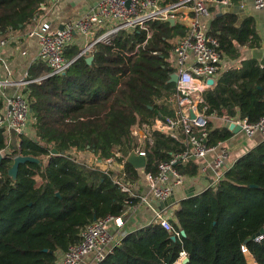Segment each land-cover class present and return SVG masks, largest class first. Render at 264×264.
Returning <instances> with one entry per match:
<instances>
[{"label": "trees", "instance_id": "1", "mask_svg": "<svg viewBox=\"0 0 264 264\" xmlns=\"http://www.w3.org/2000/svg\"><path fill=\"white\" fill-rule=\"evenodd\" d=\"M45 1L0 0V35L32 25ZM210 10V30L219 38L222 51L235 57L239 45L255 42L251 17L239 22L235 13L218 15L215 6ZM152 28V38L138 50L146 33L121 31L110 43L95 45L91 62L88 55L79 56L66 73L29 83L32 132L14 134L0 162V264H58L59 253L80 241L87 224L108 214H122L138 202L107 174L79 161L76 153L92 152L98 160L116 150L126 155L134 145L136 123L172 113L160 101L176 91V83L170 82L172 39L185 29L160 20L152 22ZM70 46L68 59L81 51L76 44ZM48 71L45 62L38 60L30 66L29 77ZM204 96L208 114H239L259 121L264 117V60H243ZM3 105L0 97V112ZM209 129L210 145L233 135L213 121ZM154 137L153 145H145V170L150 172L173 152L192 148L186 135L179 141L156 131ZM5 148L6 134L0 129V150ZM52 148L59 153L52 154ZM19 154L49 155V160L45 166L21 163L14 179L8 171ZM199 161L190 157L177 166L192 177L201 170ZM126 168L133 179L140 178L128 161ZM178 204L172 224L179 237L152 222L125 234L97 264H173L183 250L189 257L186 264H250L248 257L264 264V235L251 239L264 227V139L240 156L215 186Z\"/></svg>", "mask_w": 264, "mask_h": 264}, {"label": "built area", "instance_id": "2", "mask_svg": "<svg viewBox=\"0 0 264 264\" xmlns=\"http://www.w3.org/2000/svg\"><path fill=\"white\" fill-rule=\"evenodd\" d=\"M46 1L41 4V10L46 9ZM48 1L55 5L64 0ZM217 2V0H101L96 8L77 19L66 21L58 29L51 30L49 21L31 29L27 35L38 39L39 56L49 71L36 78H30L29 71L18 80L0 78V97L4 103L0 112V129L6 134V148L0 150V153L5 155L6 149L13 142L14 134L30 130L33 120L31 102L26 90L29 83L66 73L77 57L89 55L98 42L110 43L121 31L133 33L136 30H143L146 33L144 41L136 47L138 50L152 38V22L174 18L175 23L181 24L185 29V32L178 35L173 42L171 56L174 68L171 74L177 73L178 81L176 91L160 101L168 105L172 113L164 117L157 116L152 122L136 123L132 128L134 145L128 154L116 150L113 156L98 160L96 168L107 174L122 191L136 198L137 203L153 208L154 222L179 237L180 232L176 231L172 224L176 209L174 205L178 203L163 210L156 208L159 201L166 200L172 195L175 187L183 186L185 183L186 175L180 171L177 164L187 163L190 157L203 159L218 149L215 157L203 165L201 171H212L213 181L210 186H215L228 170L225 168V160L229 155L228 148L221 145L222 141L214 145L209 144V123L215 114H208L209 104L204 96L205 91L212 89L219 79L225 57L219 38L210 30V7ZM254 5L258 9H264V0H254ZM13 31L8 30L10 35ZM78 35L89 40L77 56L68 59L66 50ZM6 41L4 38L0 39L2 45ZM209 79H214V83L210 84ZM11 86H15L16 90L13 93H6L5 89ZM228 119L240 125L248 137L254 136L257 132L262 133L264 137V117L257 122H251L239 114ZM156 131L179 141L186 135L192 148L173 152L169 159L158 163L155 172L145 170L146 166L142 168L133 166L147 186L146 193H138L134 190L135 179L126 168L127 158L131 152L147 157L145 145L147 143L153 145ZM44 157L48 162L49 155ZM41 162L44 164L42 159ZM47 162L45 161L44 166ZM123 224L124 213L108 214L90 222L82 229L80 241L59 253L58 264H80L88 254L94 255L95 264L104 260L123 238L124 235L118 236ZM263 235L264 233H261L254 239L260 240ZM186 257L187 252L181 251L173 264H183Z\"/></svg>", "mask_w": 264, "mask_h": 264}, {"label": "crops", "instance_id": "3", "mask_svg": "<svg viewBox=\"0 0 264 264\" xmlns=\"http://www.w3.org/2000/svg\"><path fill=\"white\" fill-rule=\"evenodd\" d=\"M99 1L101 0H64L58 4L51 5L50 1L47 0L46 9L41 10L40 15L35 19L32 25H28V27L24 30H14L12 35H10L9 32L8 34L0 35V39L4 38L7 40L4 45L0 43V78H10L12 80L21 79L25 73L29 71V68L33 63L41 60L39 56L40 45L38 39L27 35L31 29L42 25L47 21L50 22L51 30L58 29L62 27L66 21L77 19L96 8ZM231 1L232 3L244 8L245 13L248 15L247 17H251L253 19L257 37L252 45H239L238 55L235 57H232L228 53L224 52L225 57L222 62L219 79L229 69L239 68L241 66V62L245 59L256 58L260 61L264 60V9L256 8L254 0ZM212 6H215L214 12L219 15L220 8L218 4L214 3ZM88 40L89 39L87 37L78 35L75 37V40L71 45L76 44L80 49H83ZM15 90L16 87L11 86L7 87L5 92L9 94L13 93ZM224 119L225 117L214 115L211 117L210 121H213L215 125H222ZM26 132L31 133L32 127H30V130ZM263 139L264 137L260 132H257L252 137H248L242 130L238 133L233 132V135L222 141L221 144L222 146L228 148L229 155L225 160V168L229 169L240 156ZM217 151L218 149L208 154L203 159L198 158L200 160V164L203 166L210 162L217 154ZM134 181V190L136 192H147V186L143 183L142 178L135 179ZM212 181L211 170H208V172H202L200 170L196 176L186 177L185 183L182 187L187 190L195 189L202 192L210 187ZM178 205L179 204L174 205V207L177 208ZM156 208H158V206H156ZM154 218L155 211L150 206L142 205L140 203L129 205L124 211V224L120 231H118V236L125 235L128 232L146 226L149 223L154 222ZM80 264H95L94 255H86Z\"/></svg>", "mask_w": 264, "mask_h": 264}, {"label": "water", "instance_id": "4", "mask_svg": "<svg viewBox=\"0 0 264 264\" xmlns=\"http://www.w3.org/2000/svg\"><path fill=\"white\" fill-rule=\"evenodd\" d=\"M217 4L220 8V12L219 15H223L225 13H235L239 16V22H241V20H243L244 18H246L248 15L245 13V9L240 7L239 5H236L234 3H232L231 0H228V2L224 1V0H217ZM172 25H175V19L174 18H170L168 20ZM88 62H91L93 60V56L90 55L87 57ZM178 81V74L177 73H172L171 77H170V82H174L177 83ZM208 82L210 84L214 83V79H209ZM223 126L229 128L230 130H232L234 133H238L242 130V127L238 124H235L233 121H231L230 119H228V117H226L222 123ZM59 150L57 148H52V154H58ZM5 155H2L0 153V162L2 161V159L4 158ZM128 162L133 165L135 168H142L145 167L147 165V157L146 156H142L139 155L135 152H131L127 158ZM27 161H33V162H38L40 164H42L41 159L38 157H34V156H30V155H16L14 157V163L11 166V168L8 171V174L10 176H12L14 179L17 176L18 173V169L21 163H25ZM200 191L198 190H187L184 189L182 186H177L174 188L173 193L171 196H169L166 200L163 201H159L157 203V206L160 210L165 209L166 207L174 204V203H179V201H181L184 198L193 196L195 194H198ZM97 219V218H95ZM261 233H264V227H262L255 235L252 236L251 239H254L256 236L260 235ZM182 234L185 236V231L182 230ZM173 239H176V236H172ZM189 260V257L187 256L184 260H183V264H186Z\"/></svg>", "mask_w": 264, "mask_h": 264}, {"label": "rangeland", "instance_id": "5", "mask_svg": "<svg viewBox=\"0 0 264 264\" xmlns=\"http://www.w3.org/2000/svg\"><path fill=\"white\" fill-rule=\"evenodd\" d=\"M180 28L183 29L181 24H180ZM175 38H173L172 41H175ZM76 154H77L78 160L83 162L87 166L93 167V168L97 167L98 159H97V157H96V155L94 153H92V152H77ZM40 159H42L44 164H45V161L47 162V158H45L44 156L41 157ZM248 260H249L250 264H257L252 257H248Z\"/></svg>", "mask_w": 264, "mask_h": 264}]
</instances>
